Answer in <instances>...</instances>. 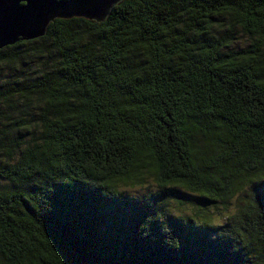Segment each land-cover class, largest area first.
Wrapping results in <instances>:
<instances>
[{
    "label": "trees",
    "instance_id": "obj_1",
    "mask_svg": "<svg viewBox=\"0 0 264 264\" xmlns=\"http://www.w3.org/2000/svg\"><path fill=\"white\" fill-rule=\"evenodd\" d=\"M0 264H264V0H122L0 48Z\"/></svg>",
    "mask_w": 264,
    "mask_h": 264
},
{
    "label": "water",
    "instance_id": "obj_2",
    "mask_svg": "<svg viewBox=\"0 0 264 264\" xmlns=\"http://www.w3.org/2000/svg\"><path fill=\"white\" fill-rule=\"evenodd\" d=\"M122 0H0V48L42 37L56 18L100 22Z\"/></svg>",
    "mask_w": 264,
    "mask_h": 264
},
{
    "label": "rangeland",
    "instance_id": "obj_3",
    "mask_svg": "<svg viewBox=\"0 0 264 264\" xmlns=\"http://www.w3.org/2000/svg\"><path fill=\"white\" fill-rule=\"evenodd\" d=\"M154 187H156V183L150 177L146 178V180L144 181V184L141 187H135L132 189L131 187H125L121 185V188L130 195H139L136 192H140V191L141 193H146L147 191L154 189ZM229 205H230L229 209L233 210L235 208L234 200L231 201ZM222 208L223 207L221 205H217L215 210L213 209L211 210L212 220H219L220 217L223 216L221 212ZM178 210L184 211L189 214L192 213L189 209H187V207H184V208L176 207V205L173 202L167 204L166 206V213H169V212L175 213Z\"/></svg>",
    "mask_w": 264,
    "mask_h": 264
}]
</instances>
